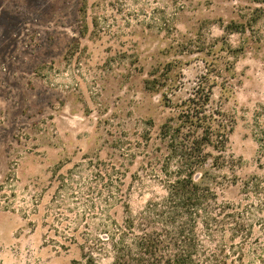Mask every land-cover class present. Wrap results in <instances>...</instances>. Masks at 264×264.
<instances>
[{"label":"rangeland","instance_id":"374dc122","mask_svg":"<svg viewBox=\"0 0 264 264\" xmlns=\"http://www.w3.org/2000/svg\"><path fill=\"white\" fill-rule=\"evenodd\" d=\"M259 6L252 0H0V182L14 173L19 193L29 186L43 195L38 214L0 208V264L81 258L79 246L47 240L52 233L42 214L55 189L52 170L63 163L66 171L86 155L124 160L119 139H138L151 121L156 131L171 109L146 88L149 72L177 62L171 77L183 81L178 99L204 69V53L193 45L182 50L180 42L218 37L245 44L233 76L227 74V90L217 87L214 100L236 119L229 151L242 160L239 174L264 176V17L246 34L225 29L231 21L247 22ZM127 160H133L128 187L143 155ZM223 195L237 198L238 186ZM149 196L133 189L132 209Z\"/></svg>","mask_w":264,"mask_h":264},{"label":"trees","instance_id":"16d2710c","mask_svg":"<svg viewBox=\"0 0 264 264\" xmlns=\"http://www.w3.org/2000/svg\"><path fill=\"white\" fill-rule=\"evenodd\" d=\"M263 17L259 6L247 22L231 21L225 29L246 34ZM191 43L178 46L204 53V69L188 96L174 98L183 84L171 77L175 61L153 68L145 81L171 109L156 131L151 121L138 139H119L124 160L86 155L66 171L63 163L52 170L55 189L43 207V224L52 244L79 246L81 258L72 264H264V176L239 174L242 160L229 151L236 119L214 100L217 87L227 90V74L233 76L245 44L218 37ZM261 133L264 141V126ZM139 154L143 160L127 187L133 161L127 159ZM12 175L0 182V208L26 217L40 213L42 193L29 186L19 193ZM233 186L238 197L225 198ZM135 188L150 195L136 210L129 201Z\"/></svg>","mask_w":264,"mask_h":264}]
</instances>
